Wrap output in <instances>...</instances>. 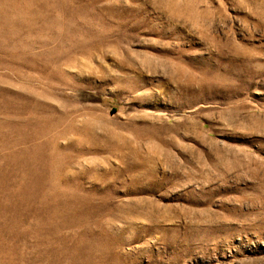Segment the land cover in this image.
Wrapping results in <instances>:
<instances>
[{"label": "rangeland", "instance_id": "rangeland-1", "mask_svg": "<svg viewBox=\"0 0 264 264\" xmlns=\"http://www.w3.org/2000/svg\"><path fill=\"white\" fill-rule=\"evenodd\" d=\"M0 264H264V0H0Z\"/></svg>", "mask_w": 264, "mask_h": 264}, {"label": "bare ground", "instance_id": "bare-ground-1", "mask_svg": "<svg viewBox=\"0 0 264 264\" xmlns=\"http://www.w3.org/2000/svg\"><path fill=\"white\" fill-rule=\"evenodd\" d=\"M25 105V104H24ZM26 142V141H25ZM58 183V182H57ZM52 189V188H51ZM49 190V189H48ZM51 192V191H50Z\"/></svg>", "mask_w": 264, "mask_h": 264}]
</instances>
